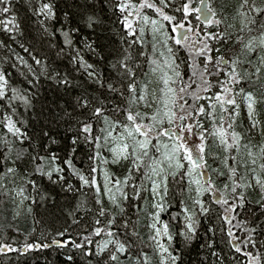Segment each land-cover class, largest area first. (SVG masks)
I'll use <instances>...</instances> for the list:
<instances>
[{
	"label": "snow or ice",
	"instance_id": "1",
	"mask_svg": "<svg viewBox=\"0 0 264 264\" xmlns=\"http://www.w3.org/2000/svg\"><path fill=\"white\" fill-rule=\"evenodd\" d=\"M28 4L39 48L25 42L31 34L13 13V0H0V32L27 54L0 42V65H8L0 66V196L13 206V220L44 204L65 226L41 231L40 242L25 237L20 246L0 232V257L51 250L63 257L60 264H152L144 250L150 247L158 264H183V250L195 245L208 250L200 264L209 256L212 264H225L215 250V226L196 244L202 218L215 214L244 264H264V241L256 235L264 234V121L257 109L264 104V0H237L228 14L211 4L193 9L190 0L179 6L175 0H72L63 9L56 0ZM109 11L121 30L109 23ZM193 11L203 29L185 27ZM141 57L148 65L144 79L138 78ZM9 68L23 77L22 87L10 80ZM237 97L246 105V132L237 130ZM258 128L256 143L251 132ZM213 145L223 155L210 153ZM81 153L85 168L75 163ZM108 165L124 169L122 178ZM100 171L102 186L93 175ZM177 177L186 180L187 198L180 214L164 222ZM132 200L144 202L135 220L127 214ZM141 213L147 241L137 227ZM181 215L183 229L174 233L171 222ZM82 222L87 226L76 231L73 225ZM177 237L184 249L174 247Z\"/></svg>",
	"mask_w": 264,
	"mask_h": 264
},
{
	"label": "trees",
	"instance_id": "2",
	"mask_svg": "<svg viewBox=\"0 0 264 264\" xmlns=\"http://www.w3.org/2000/svg\"><path fill=\"white\" fill-rule=\"evenodd\" d=\"M207 4H211L214 8L217 9V11L224 12L225 14H228L232 11V6H234L237 3V0H206ZM57 4L60 6L61 9H63V6L65 3H72V0H56ZM134 2H138V0H134ZM153 2L158 3V0H153ZM176 5L179 6L181 3V0H175ZM192 6L195 7L197 5V2L199 0L190 1ZM146 14L153 18H157L153 13L150 11H146ZM166 12L174 13L178 17L181 15L180 13H175L172 11V9H165ZM13 13L18 17L19 21L21 22L22 27L25 29L26 32L31 34V39L28 37L25 38L26 43L34 44L35 47L39 48V33L36 31L37 28V22L36 17L32 13L31 6L28 4V0H13ZM62 15V12L58 13ZM109 17V23L112 24V26L117 30H121V25L117 21V17L115 15H112L111 11L108 13ZM195 17V15H194ZM196 24H198L201 27H204L203 23H199L195 19ZM214 30V29H209ZM131 39V38H130ZM146 50L151 53V34L149 33L146 37ZM0 42H5L9 48H14L17 52H19L21 55H25L27 58V54L23 53V51L18 47V45L9 39V36L3 32H0ZM5 49L0 48V60L4 58ZM140 62L142 63V69L140 74L138 75V78L144 79V73L148 72V65L147 63L143 62V57H141ZM2 67H8L7 64L0 65ZM9 72H11V76L9 77L12 82L16 84L18 87L23 86V77L16 71V69L9 68ZM255 91V89H248ZM214 91H218V89H214ZM242 101L243 99L241 97H237V102L241 106V115L238 118V123L242 125V127L238 128V131L246 132L247 129L250 127L249 122L247 120V117L244 114V110L242 107ZM201 103L207 104V101H201ZM258 113H259V119L264 121V104H260L257 106ZM2 111V109H0ZM19 112L23 114L22 118H29L31 113L25 112L23 107L19 108ZM201 120L204 122L205 127H210L209 121L205 120L203 117H201ZM251 136L253 137V142H260L261 137L259 134V128L254 129L251 132ZM211 144V142H209ZM210 153L213 154H220L223 155L222 151L220 149H217L214 145L210 147L209 149ZM75 163L78 167L85 168L87 164L86 158L83 157V153L80 154V156L77 157ZM231 163V161H229ZM209 164L212 167L219 168L220 162L219 161H213L209 160ZM109 171L113 173L114 175L120 176L122 178L124 172L119 173L118 170H122L120 168H114L116 166L108 165L107 166ZM125 171V170H124ZM93 175L97 176L98 179V173H95ZM74 183H79L73 178ZM139 183V180L136 181ZM100 183V182H99ZM219 183V181H218ZM186 180L181 181L179 177H177L175 182L170 181V192L173 194L171 197V206L168 208V210L165 213H162L161 219L164 222H168L170 216L172 215H179L180 209L182 205L180 204L181 199L187 198V192H186ZM131 194V193H130ZM147 195V194H145ZM206 202L211 201V195H206L204 197ZM7 200L6 197L0 196V232L7 231V235L10 238L7 242L11 243L12 240H16L17 244L14 246H20L22 242L24 241L25 237L28 238L29 242H40V233L41 231H44L45 233L53 231L56 228H62L65 226L64 223V217L61 216L57 219H54L45 209L46 205L44 204H38L33 205V214L32 216L27 215L26 210H21V215L18 219L13 220L11 208L13 207L10 203L4 204V201ZM131 207L128 209V216L132 217L133 220L136 219L135 213L137 210V206L140 207L144 206L143 200L136 201L132 200L130 201ZM213 209H217L216 205H212ZM7 208L8 211L5 212L4 209ZM5 216H7V220H5ZM33 216L35 217V222L33 220ZM90 219L88 223H90ZM183 218L182 215L178 220L171 222V227L173 229V232H177L183 229ZM148 223L147 218L141 213L140 221L138 224L139 231L141 233V236L143 237L144 241H147L148 239V228L146 227V224ZM68 224H71V221H68ZM221 222L216 218L215 214L211 216L210 219L202 218L201 220V239L196 242V244H202L205 238L211 237V233H206L205 229L210 226H215L217 228L215 239V250L219 255L224 259L225 264H236L237 261L240 262V264H244V257H242L240 254L235 253L228 245L227 243V233H221L219 231ZM11 225V227H9ZM87 226V223L82 222L81 226H75L73 225V228L76 231H79L81 227ZM36 228V232L31 233L32 228ZM19 229V232H17L15 229ZM75 234V232L73 233ZM257 240L264 241V234H260L257 232ZM137 250L143 247V244L141 242H137ZM174 247H178L180 249H184L183 243L179 237H177L176 241L174 242ZM145 251H147L152 258V264H158V259L155 257L152 253V249L145 248ZM261 252H264V249H259ZM251 251L256 252L257 249H251ZM208 255V250L201 249L199 247H196L193 245L191 248H187L183 250V264H200V260L202 257ZM235 257L236 259L233 260L232 258ZM214 258L209 256L208 264H212ZM63 260L62 256H57L55 252L51 250H42L40 252H30L27 253L24 256H20L17 253H10L8 257H0V264H49V262H53V264H60V261Z\"/></svg>",
	"mask_w": 264,
	"mask_h": 264
},
{
	"label": "rangeland",
	"instance_id": "3",
	"mask_svg": "<svg viewBox=\"0 0 264 264\" xmlns=\"http://www.w3.org/2000/svg\"><path fill=\"white\" fill-rule=\"evenodd\" d=\"M190 1H193V0H190ZM200 1V0H199ZM198 3L199 2H197V5L195 6V7H193L192 6V8L193 9H196L197 7H198ZM148 11H150L151 13L153 12L152 10H150V9H147ZM155 16H156V14L155 13H153ZM169 14V13H168ZM171 15H176V14H172L171 13ZM194 15H195V17H196V15H197V13L195 12V11H193V14L191 15V17L189 18V21L191 20V19H193L194 18ZM177 16V15H176ZM178 17V16H177ZM158 19H159V17H158ZM166 23V22H165ZM196 24V23H195ZM190 26H193L192 25V23L191 22H185V27L187 28V27H190ZM182 31V30H181ZM191 102V101H190ZM243 109H244V112H245V114H246V116H247V112H246V105H245V102L243 103ZM105 155H107V153H105ZM104 166L103 165H101V169L103 168ZM117 172H119V173H122V172H124V170H118ZM98 179H99V182H100V185L102 186L103 185V172L102 171H100V172H98ZM162 220V219H161ZM182 225H183V222H182ZM157 259H158V257H157Z\"/></svg>",
	"mask_w": 264,
	"mask_h": 264
},
{
	"label": "flooded vegetation",
	"instance_id": "4",
	"mask_svg": "<svg viewBox=\"0 0 264 264\" xmlns=\"http://www.w3.org/2000/svg\"><path fill=\"white\" fill-rule=\"evenodd\" d=\"M194 1V0H193ZM201 1V0H200ZM200 1H199V3H198V6H199V4H200ZM198 8V7H197ZM147 11V10H146ZM169 14H171L170 12H168ZM195 19H196V17H194L193 19H191L190 20V22L192 23V25L193 26H195V27H198V28H201V29H203L204 27H201V26H199L198 24H195L196 22H195ZM198 21V20H197ZM199 22V21H198ZM200 23V22H199ZM174 47H175V45H173ZM179 55L181 56V57H183L184 56V52L183 51H181L180 53H179ZM243 103H244V100L242 101V107H243ZM244 110V109H243ZM244 114H245V112H244ZM245 116H246V114H245ZM247 117V116H246ZM116 168H120V169H122L121 167H119V166H116L115 168H114V170H116ZM122 170H124V169H122Z\"/></svg>",
	"mask_w": 264,
	"mask_h": 264
},
{
	"label": "water",
	"instance_id": "5",
	"mask_svg": "<svg viewBox=\"0 0 264 264\" xmlns=\"http://www.w3.org/2000/svg\"><path fill=\"white\" fill-rule=\"evenodd\" d=\"M204 4H207V1H206V0H203V4H202V2L200 1V4H199L198 8H199V7H203ZM202 21H203V18H201V20H200L199 22H200V23H203Z\"/></svg>",
	"mask_w": 264,
	"mask_h": 264
}]
</instances>
